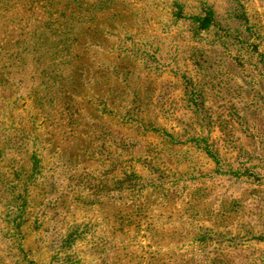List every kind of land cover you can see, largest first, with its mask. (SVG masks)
<instances>
[{
  "label": "rangeland",
  "instance_id": "obj_1",
  "mask_svg": "<svg viewBox=\"0 0 264 264\" xmlns=\"http://www.w3.org/2000/svg\"><path fill=\"white\" fill-rule=\"evenodd\" d=\"M0 264H264V0H0Z\"/></svg>",
  "mask_w": 264,
  "mask_h": 264
}]
</instances>
